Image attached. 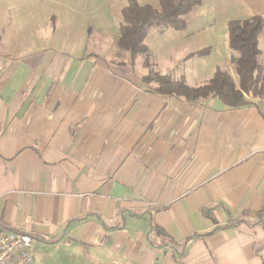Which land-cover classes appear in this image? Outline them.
<instances>
[{
    "label": "crops",
    "instance_id": "crops-1",
    "mask_svg": "<svg viewBox=\"0 0 264 264\" xmlns=\"http://www.w3.org/2000/svg\"><path fill=\"white\" fill-rule=\"evenodd\" d=\"M70 1L34 17L33 0H0V232L31 235L32 264H264L260 224L209 233L264 208V96L231 108L158 94L145 55L116 50L118 31L112 43L89 23L63 31ZM253 16L263 63L264 0H202L169 29L172 51L216 52L212 74L233 75L216 36L229 48L228 22Z\"/></svg>",
    "mask_w": 264,
    "mask_h": 264
},
{
    "label": "trees",
    "instance_id": "trees-1",
    "mask_svg": "<svg viewBox=\"0 0 264 264\" xmlns=\"http://www.w3.org/2000/svg\"><path fill=\"white\" fill-rule=\"evenodd\" d=\"M201 3L202 0H157V6L154 7L140 4L137 0H127L120 11L121 21L116 47L129 53V61L133 64L137 55L148 53L144 39L151 27L160 30H184L186 16ZM262 31L263 20L260 16L228 22V46L231 51L230 64L233 75L228 69L217 66L210 80L197 87L186 85L184 78L173 79L166 75H148L143 77V80L155 82L158 94L180 96L188 101L210 96L218 98L231 108L252 105L253 99H261L264 96V62L260 61L261 52L258 48V39ZM206 52L208 50L198 54L204 55ZM202 213L216 224L209 209L202 210ZM241 223L260 224L264 229V208L254 213V222L240 218L225 225H216L209 233ZM150 231L155 235H165V232L152 222ZM200 236L202 235L194 234L179 244L168 242L167 245L180 251L188 241ZM262 257L264 262V251Z\"/></svg>",
    "mask_w": 264,
    "mask_h": 264
},
{
    "label": "rangeland",
    "instance_id": "rangeland-1",
    "mask_svg": "<svg viewBox=\"0 0 264 264\" xmlns=\"http://www.w3.org/2000/svg\"><path fill=\"white\" fill-rule=\"evenodd\" d=\"M47 1L50 0H33L31 7L33 8L32 13L34 17L42 16L41 12H43L45 15L48 9H51L52 5L45 3ZM80 1H86L85 3H90V6H85L83 3H78L74 0H71L70 5L73 6L71 8L75 9V11L65 9V12L62 15L64 23L61 24L63 31L70 29V31L78 34V32L81 31L80 27L89 23L91 24L94 33L96 30H106L107 35L103 39V42H114V31H118L119 22L121 21L119 7L124 5L125 0ZM137 1H139L140 4L157 5V0ZM39 19L42 20V17H39ZM36 24L39 25V22ZM173 32L174 31H170L169 29L168 31H165V29L160 30L157 27H151L148 30L146 46L149 51L144 57L146 76L162 75L163 73L164 75L170 76L173 79L188 78L189 82L192 83H194V81L197 83L207 82L212 74L215 61L219 57L218 54L216 52L206 54V52L204 55H199V52H197L194 57H188V59L187 57L184 59H178V56L174 53V51H172L174 47L170 43ZM98 34H100L102 37L103 33ZM212 36L215 38L214 34H212ZM216 38L219 43V48H227L228 52L230 53V49L227 47V44L224 43V40L227 38L225 37L224 39L220 36H216ZM107 47L108 46L105 45L104 47H97L96 49L108 57L110 53H108L109 48ZM195 49H202V46L200 48L197 44ZM116 50L119 49L116 47ZM119 52L122 51L119 50ZM261 108L264 112V99L261 100Z\"/></svg>",
    "mask_w": 264,
    "mask_h": 264
},
{
    "label": "built area",
    "instance_id": "built-area-1",
    "mask_svg": "<svg viewBox=\"0 0 264 264\" xmlns=\"http://www.w3.org/2000/svg\"><path fill=\"white\" fill-rule=\"evenodd\" d=\"M33 238L11 230L0 232V264H32Z\"/></svg>",
    "mask_w": 264,
    "mask_h": 264
}]
</instances>
